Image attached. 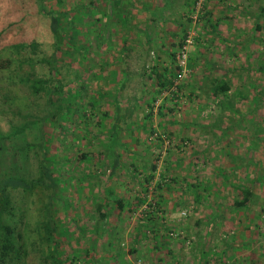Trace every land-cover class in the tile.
Listing matches in <instances>:
<instances>
[{"label":"rangeland","instance_id":"1","mask_svg":"<svg viewBox=\"0 0 264 264\" xmlns=\"http://www.w3.org/2000/svg\"><path fill=\"white\" fill-rule=\"evenodd\" d=\"M38 1L47 11L69 13L64 23L76 16L80 18L78 30L87 29L72 43H65L58 55L62 59L59 80L67 85L66 91L79 92L80 98L72 100L78 102V109L74 108L69 121L76 130L71 131L70 123L60 119L65 127L49 142L65 180L62 192L53 190L58 199L51 209L56 212V222L62 221L64 227L54 237L62 259L68 254L81 258L88 252L89 258L97 255V263L104 259L103 264H131L126 256L134 246L138 224L152 214L156 231L144 230L140 253L130 259L134 264H264V130L257 134L250 122L254 87L260 83L264 87V73L254 71L264 64V0L220 1L223 17L215 32L205 27V0H198L185 27L159 22L155 38L159 47L155 49L147 45L148 34H143L149 28L146 23L138 24L141 32L132 23L131 31L127 30L117 14V0ZM39 10L37 0H0V182L11 177L28 182L38 179L41 153L35 147L22 148L26 143L38 144L42 134L55 130V123L42 120L47 98L30 87L35 77L45 78L43 60L51 59L53 52L52 20ZM229 13L233 17L226 16ZM258 24L262 31H256ZM125 39L139 59L128 55V60H121L128 53L121 42ZM34 41L37 50L21 48ZM183 46L188 60L181 68L178 57ZM176 68L174 85L159 86V75L171 79ZM225 73L232 83L229 100L235 103L230 109L220 99L203 94L197 81L205 78L202 84L208 86ZM239 91L252 94L241 101ZM100 94L105 98H99ZM93 99L100 101L95 110L89 106ZM106 112H118L119 119L105 120L103 128L97 122ZM260 115L255 121L264 128ZM88 119L91 124L85 126ZM27 123L30 128L18 134ZM113 124L122 138L115 150L119 157L107 155L92 164L79 162L75 155L71 168L70 162L61 166L62 155L68 154L72 142L81 148L78 154H105ZM85 128L92 133L88 142L83 140ZM113 159L118 161L116 169ZM251 161L260 165L249 167ZM152 162L156 171L151 169ZM235 186L256 192L249 209L235 210ZM37 189H9L25 264H49L45 206L51 190ZM111 189L134 205L143 197L146 203L133 212L127 207L121 215L115 213L108 222L98 224L97 205L106 210ZM197 192L202 196L200 202ZM99 226H108L109 232L100 228L97 233ZM120 252L125 254L120 256ZM158 256L160 260L154 262ZM200 258L206 262L199 263Z\"/></svg>","mask_w":264,"mask_h":264},{"label":"trees","instance_id":"2","mask_svg":"<svg viewBox=\"0 0 264 264\" xmlns=\"http://www.w3.org/2000/svg\"><path fill=\"white\" fill-rule=\"evenodd\" d=\"M198 0H196L195 3H197ZM38 6L40 8V11L48 16L52 21L51 23V32L54 36V41H53V52L51 55V59H44L43 63H46L47 65V73L45 78H36L34 81L31 83V89L36 95H41L43 94L47 100H46V108H45V117L42 118V120L48 124H54L55 130L51 133H47L45 135L42 134L41 136V141L38 144H25V146L22 148L23 150L26 149H31L33 147L38 148L41 161H40V175L38 179L34 181H26L23 178H7L0 182V264H25V258H26V252L24 246L19 242V237L16 234V228H15V212H16V206L13 203L12 197H11V190H17V189H23L24 192H33L37 188H39L41 191H43L42 188H46L48 190H51V192L46 195L47 203L45 206V211H46V223H45V231L47 234V238L50 241V253H49V259L47 261L49 264H77V261L82 260L84 264H103L104 259L102 263H97L99 259L96 257L97 255L90 257L89 258V253L86 252L82 257H78L73 254H68L66 259H62V254L58 251L59 249V243L56 242V237L57 234H59L63 227L62 221H57L55 220V211H52L51 209L53 208V203L55 202L56 199H58V193L56 191L53 192V190L58 189L59 193L62 192L61 184L63 185V177L60 175V169L58 168L59 165V159L57 158L58 156H54L50 153V139L55 140L57 137V131L60 130L61 128L65 127V124H69L71 121V117L75 114V111L78 109V102H72L73 99H80L79 98V92L73 94L70 90L66 91L67 85L59 80V75H60V70L58 68V64L61 62V58L58 56L59 53H61V48L65 45V43L69 44L74 41L76 37H79L82 33H87V29L85 30H78V27L76 25L77 21H80V18H73L72 20H69L67 23H64L63 21H67L69 19V13H61V12H55V11H47L46 9H43L41 6L42 2H39L37 0ZM121 0L115 1V5H117V10L119 13H117L119 16L122 18V13H121ZM120 8V9H118ZM262 15L264 14V10L261 13ZM123 19V18H122ZM124 20V19H123ZM75 24V25H74ZM256 31H262L261 25L258 24L256 27ZM86 37V34H85ZM31 48L32 50H37L38 49V43L35 41L30 43L28 46L22 45L21 48ZM79 49L82 51L86 52V49L83 48L82 46H79ZM246 49V48H245ZM77 51V50H76ZM212 67V66H210ZM177 69V68H176ZM216 67H212V71H214ZM217 69L219 67L217 66ZM254 69V68H253ZM178 69L173 71L172 75L173 77L171 79L165 78V75L160 76L159 75V81L158 84L161 87H166L168 86L169 88L172 87L175 83V79L178 78ZM255 72H260L264 73V64H261L257 68L254 69ZM30 79V78H29ZM28 79V82L30 80ZM162 81H164L162 83ZM258 82H261L260 80H257ZM212 83L208 86H204L202 83L200 84V90L202 91L203 94H205L207 97L212 98L214 100L220 99V103L222 106L226 109H230V107H234L235 103L232 104L229 94L231 92L232 88V83L230 80L227 79V73L223 75L222 78H214L211 81ZM162 83V84H161ZM254 87V85H253ZM249 90V87H248ZM255 91V93H254ZM253 91V101L250 106V113H252V118L250 119V122L252 123V126H254L257 129H254L257 134H260L263 132L264 128L262 127V124H260L256 120V116L258 114H261L259 117L261 118L262 121H264V110L262 111V105H264V98H263V92H264V87L261 85H255ZM252 92H249L247 94L246 92L239 91L237 93L238 98L241 101H246L249 99V95H251ZM99 98L104 99L105 96L103 94L99 95ZM90 107L95 110L98 108L100 101L99 100H90ZM76 110H75V109ZM235 112L238 113V111L235 110ZM263 112V113H261ZM118 113V112H117ZM112 113L109 114L108 112L104 113L101 116V119L98 120L97 124L101 127L104 128V121L111 118L114 120V118H117L116 121H118L119 116L118 114ZM162 113V112H161ZM152 113H150L148 116H146L147 119H150ZM163 115V114H161ZM239 115V114H237ZM84 118L86 117V114H83ZM65 120V124H61L62 121ZM40 120V119H39ZM37 120V121H39ZM90 119L84 121L85 126L91 124ZM60 121V123H59ZM48 122V123H47ZM115 123V121H114ZM69 125V129L72 131L76 130L75 126ZM117 124V123H116ZM116 124H113L111 129V135H110V143L107 145V152L105 154L103 153H96V152H83L81 154H78V151L81 149L77 146V143L72 142V145H68L69 151L67 152L68 154L62 155L63 158L60 161L61 166L66 163H69L68 167H72L71 164H73V159L72 156L76 155V159L79 162H87V163H92V164H97L100 161H103L104 157L108 155V158L111 159V156L113 157H119L116 155L115 150L117 146H120V142L122 141V138H120V130H118V127ZM30 123H27L24 125L20 130L18 134H23L27 129L30 128ZM86 129V128H85ZM144 129H147V126L144 125ZM101 133V132H99ZM90 130L87 128L84 130L83 135V140H89L91 136ZM102 134L95 136L101 137ZM75 136V135H74ZM73 136H70L72 138ZM258 137V136H255ZM89 143H91L89 141ZM85 145V144H84ZM78 149L77 152L75 148ZM86 147H89V144H86ZM70 155V156H69ZM144 159V158H143ZM114 165L113 168L116 169V166L118 164V161L113 159ZM152 171H156L157 165L155 162H152ZM259 165L260 163L257 162ZM251 161V166H255L258 164ZM104 165V163H103ZM137 169V168H135ZM140 172V170H136ZM252 176V175H251ZM253 179L257 180L256 176H252ZM150 179L153 177H149ZM147 179L149 182L150 179ZM259 180V179H258ZM171 182H176V180L172 179ZM261 182V179L259 180ZM195 187V186H193ZM236 190L238 191V198L236 199L234 203V208L235 210H247L251 206H253L254 200H256V192L250 188L246 187H237L235 186ZM38 190V189H37ZM44 192V191H43ZM147 190L145 191V193ZM61 197V195H60ZM205 198V197H204ZM114 200V201H113ZM146 197H143L142 199H138L136 204L132 203L130 200L126 198H122L121 196L115 194L114 190H109L108 191V198L106 199L105 203L106 204V210H102L101 204L97 205V212L100 215L98 224H100L101 221H107L110 216H114L115 213H121L125 211L128 207L129 212H133L134 210L138 209L139 207L143 206L146 203ZM196 201L200 202L202 201V196L197 192V197ZM160 206V204H159ZM118 207V208H117ZM263 209V208H262ZM145 219L142 220L138 225V229L134 234V246L132 250L127 254V256L130 257H135L138 254V245L139 241L142 237V235L146 234L147 232H155L157 228L156 221L154 222L152 214L145 215ZM100 228L104 229V233H108L109 230L108 226H99L97 229V233H99ZM146 233H145V231ZM101 231V230H100ZM111 236V235H110ZM125 253H119L120 256H122ZM125 264V261L124 263ZM134 264V263H131Z\"/></svg>","mask_w":264,"mask_h":264},{"label":"crops","instance_id":"3","mask_svg":"<svg viewBox=\"0 0 264 264\" xmlns=\"http://www.w3.org/2000/svg\"><path fill=\"white\" fill-rule=\"evenodd\" d=\"M220 1H223V0H205L206 12H205V15L203 16L204 19L206 20L205 27L210 28L214 32L218 29V27H220L219 21H221L220 18L223 17L221 12L218 9L220 6ZM121 2H123V4L121 3L120 5L122 8L121 9L122 18L124 19L123 22H125L124 26L127 25L126 27H127V30L129 31V29L131 28V23H132L133 26L137 28L135 29V31L141 32L138 29V24L142 25V23H146L149 26V28L148 30L143 31V34L145 32L148 34L149 39L147 41V45L152 49L159 47L155 41L156 34H157L156 32L158 30V29L156 30V26L159 24V22L162 21L167 26L180 25V27L183 28L185 27L184 25L186 24L185 20L188 17H190L191 14H193L194 6L196 4L195 3L196 0H121ZM218 12L220 15L218 14L219 16L216 18L215 15H217ZM226 16L233 17V14L229 13V14H226ZM119 17L121 18V16ZM174 19H176L177 21L179 20V22L175 21ZM214 19L215 20L218 19V21L217 20L215 21ZM230 22H231V18L229 19L228 23ZM132 29L134 28L132 27ZM121 42H123L124 47H127V51H128L126 57H124L125 56L124 54L121 55V60L127 58L128 55H130V57H133L132 55H134L135 59L136 58L139 59L140 55L136 52H135L136 53L135 55V53L132 52L134 48L130 47L131 43L128 44L127 39ZM208 65L214 67L213 64H211V62ZM204 79L202 78V80H197L198 84L200 85L204 81ZM201 222L202 221H199V223ZM139 251L140 249L138 245V254L136 255L137 257L140 253ZM126 258L129 259L130 261L129 263H133L130 260L131 259L130 256H126ZM200 259L201 261L199 263L203 261L202 258ZM159 260L160 259L158 256L156 260L154 259V262L158 263ZM203 262L204 263L206 262L205 259Z\"/></svg>","mask_w":264,"mask_h":264},{"label":"built area","instance_id":"4","mask_svg":"<svg viewBox=\"0 0 264 264\" xmlns=\"http://www.w3.org/2000/svg\"><path fill=\"white\" fill-rule=\"evenodd\" d=\"M197 7H199V6L197 5ZM196 11H199V8L198 9L196 8ZM178 60L180 62V67L184 68L186 63H187V60H188L187 47L186 46H183V51L180 53Z\"/></svg>","mask_w":264,"mask_h":264}]
</instances>
